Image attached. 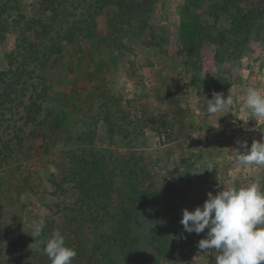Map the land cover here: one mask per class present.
Segmentation results:
<instances>
[{
    "label": "rangeland",
    "instance_id": "rangeland-1",
    "mask_svg": "<svg viewBox=\"0 0 264 264\" xmlns=\"http://www.w3.org/2000/svg\"><path fill=\"white\" fill-rule=\"evenodd\" d=\"M39 1L18 2L22 14L37 18L35 27L51 16ZM137 2L130 10L134 20L129 10L104 0L94 30L66 42L40 123L27 127L24 146L0 167V224L16 243L7 264H51L43 248L54 230L76 250L72 264H215L218 253L198 247L207 229L180 228L179 239H169L171 226L157 224V214L164 215L176 192L182 210H193L222 184L258 177L264 186V167L241 166L231 155L238 142L250 147L264 139V120L241 111L249 87L264 90V0ZM15 36L12 29L0 37V70L9 68ZM216 92L225 98L236 92L238 99L231 112L207 116ZM193 129L203 136L193 137ZM107 152L106 164L125 168L130 184L152 196L117 248L97 243L96 216L77 210L80 194L71 173L73 160L78 169L90 162L82 174L93 183L101 177L93 168ZM41 218L45 227L34 240L32 222ZM133 244L138 251L132 255L127 248Z\"/></svg>",
    "mask_w": 264,
    "mask_h": 264
},
{
    "label": "trees",
    "instance_id": "trees-1",
    "mask_svg": "<svg viewBox=\"0 0 264 264\" xmlns=\"http://www.w3.org/2000/svg\"><path fill=\"white\" fill-rule=\"evenodd\" d=\"M19 1L0 0V37L12 29L16 33L14 51L9 54V68L0 70V167L8 164L16 149L24 146L27 127L38 126L40 123L44 103L50 96L54 72L66 53V42L77 39L83 33L92 32L96 20L104 11V0H40V6L48 10L51 16L49 22L35 27L37 18L28 19L22 14L18 9ZM111 1L121 11L129 10L131 14L128 15L137 20L138 17H134L130 11L138 3L137 0ZM14 8L17 12L12 17L10 11ZM129 21V25H132L133 20ZM99 153L93 155L94 160L98 159ZM107 154L108 152L101 154L103 161L93 168V175L102 177L96 176L94 184L87 183V177L82 174V171L90 170V162L78 169L79 164L73 160L71 173L80 194L77 210L83 214L91 212V215L96 216L94 226L97 230V243L108 248L112 247V243L117 248L116 243L121 235L124 232L132 233L133 216L139 218L140 211L143 209L145 212L143 206L150 203L152 196L147 197L146 191H141L136 184H130L132 180L128 179L125 168L118 172L114 164H106L104 160L108 159ZM129 158L132 156L127 157ZM121 173H124L123 179L120 177ZM172 181L175 183L177 180L173 178ZM119 183L121 186L117 187L116 202L111 203L114 199V187ZM174 187L171 189H175ZM175 194L178 198L172 197L169 208L161 211H164V215L157 214L159 220L156 216L155 222L158 224V221H163L170 225L172 228L168 231L169 239L174 236L178 240L180 228H183L179 222L182 201L179 197L181 193ZM142 200L145 202H142L141 207L135 204ZM148 237L153 240L152 234H148ZM170 246L176 249L173 245ZM15 247L16 243L9 239L7 229L0 224V264L6 263L5 256ZM168 250L166 248V254ZM127 251L133 255L138 251V246L133 244V248L130 246Z\"/></svg>",
    "mask_w": 264,
    "mask_h": 264
},
{
    "label": "clouds",
    "instance_id": "clouds-1",
    "mask_svg": "<svg viewBox=\"0 0 264 264\" xmlns=\"http://www.w3.org/2000/svg\"><path fill=\"white\" fill-rule=\"evenodd\" d=\"M237 99L236 92L229 93L226 98L223 93L216 92L208 99L205 115H225L231 112ZM241 111L248 112L255 120H264V90L249 87ZM248 119L242 121L247 123ZM193 131L197 133L190 132L193 137L203 136L202 131ZM238 143L239 147L231 150L237 164L264 167V139L253 141L250 147L247 142ZM222 186L216 194L209 192L203 205L193 210L184 208L180 223L187 233L200 234L207 229L198 247L201 252L215 250L218 253L215 264H264V186L261 179L257 177L240 186ZM44 227L42 218L32 222L34 240L42 235ZM43 252L51 264H72L77 255L59 230H54L44 242Z\"/></svg>",
    "mask_w": 264,
    "mask_h": 264
}]
</instances>
